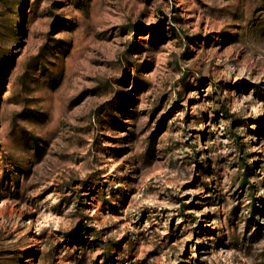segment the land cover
Listing matches in <instances>:
<instances>
[{"label": "rangeland", "instance_id": "374dc122", "mask_svg": "<svg viewBox=\"0 0 264 264\" xmlns=\"http://www.w3.org/2000/svg\"><path fill=\"white\" fill-rule=\"evenodd\" d=\"M22 3L0 264H264V0Z\"/></svg>", "mask_w": 264, "mask_h": 264}, {"label": "trees", "instance_id": "16d2710c", "mask_svg": "<svg viewBox=\"0 0 264 264\" xmlns=\"http://www.w3.org/2000/svg\"><path fill=\"white\" fill-rule=\"evenodd\" d=\"M22 2L23 0H0V75L5 73L8 64H12V43L16 42L14 19L16 11L23 5ZM39 56L36 61H40Z\"/></svg>", "mask_w": 264, "mask_h": 264}]
</instances>
